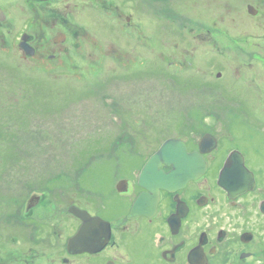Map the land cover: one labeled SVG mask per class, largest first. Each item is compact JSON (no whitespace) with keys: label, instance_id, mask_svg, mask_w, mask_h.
Masks as SVG:
<instances>
[{"label":"flooded vegetation","instance_id":"1","mask_svg":"<svg viewBox=\"0 0 264 264\" xmlns=\"http://www.w3.org/2000/svg\"><path fill=\"white\" fill-rule=\"evenodd\" d=\"M209 3L210 43L215 50L222 49L215 35L223 34L227 39L224 52L243 61L236 65V72L244 82L226 84L234 90L228 97L242 108L227 111L226 124L221 123L227 134L215 133V125L207 129L191 125L188 134L168 137L145 147L149 151L123 160L116 176L103 168L100 170L109 173H101L99 179L98 174L83 175L85 181L92 177L90 195L85 199L59 186L27 188L20 200L15 199L18 218L0 212V264H264V168L238 145V135L233 132L248 125L249 119L250 125L264 130V110L252 105L254 101L264 104V0ZM198 5L208 6L201 0ZM136 8L135 0L8 2L0 7L2 65H36V70L65 79L70 74L87 76L92 73L89 68L103 71L104 65H115L117 70L120 65H134L138 42L152 49L151 38L139 35L137 41ZM190 35L202 36L196 30ZM199 48L194 46L195 55ZM183 51L188 56L178 53L172 57L174 64L180 56L181 65L171 66L182 70L187 63L188 70L196 66L203 77L234 81V73H224L228 65L213 63L214 55L210 65H193L190 50ZM163 56L167 61L169 56ZM209 84L215 85L216 78ZM248 110L255 117L249 118ZM169 139L181 141L183 149L168 151L157 168L163 173L150 171L141 178L146 164ZM135 145L133 150L139 143ZM200 162L206 164V170L197 176ZM241 162L253 175L254 184L238 194L219 182L227 164L228 186L235 188L244 181ZM177 164L186 167L175 173ZM190 175L196 176L187 179ZM33 197L36 202L31 204ZM44 224H51L52 231L40 230Z\"/></svg>","mask_w":264,"mask_h":264},{"label":"rangeland","instance_id":"2","mask_svg":"<svg viewBox=\"0 0 264 264\" xmlns=\"http://www.w3.org/2000/svg\"><path fill=\"white\" fill-rule=\"evenodd\" d=\"M135 1L137 41L139 35L151 38L152 49L138 42L134 65H120L118 70L115 65L101 66L103 71L89 68V75L70 74L67 81L65 76L36 70V65H2L5 57L0 51V207H7L0 209L2 214L8 211L10 217L18 218L15 199L20 200L29 187L46 190L59 186L85 199L90 195L92 177L85 181L83 175L98 174L99 179L101 173H109L100 170L103 168L116 176L123 160L149 151L147 147L168 137L188 134L191 125L206 129L215 125V133L227 134L222 125L227 111L242 108L228 97L234 90L226 84L244 82L236 72V65L243 61L224 52L227 39L223 34L215 35L222 49L215 50L210 43V0H201L208 8L200 7L199 0ZM8 2L15 0H0V7ZM192 30L202 36L194 38ZM199 45L195 55L193 48ZM183 49L192 53L193 65H210L214 55L213 63L228 65L223 72L234 73V81L203 77L196 66L188 70L187 63L182 70L171 66L181 65L180 56H188ZM178 53L173 64L172 57ZM163 55L169 56L167 61ZM214 78L216 84L210 86ZM243 105L251 108L248 102ZM252 105L264 110L262 103ZM248 111L249 118L255 117ZM256 126L249 119L248 125L233 132L238 135V145L264 168V130ZM135 143H139L137 150H133ZM104 180L110 183L109 177ZM81 182H85L83 186ZM39 229L52 231L51 224Z\"/></svg>","mask_w":264,"mask_h":264},{"label":"water","instance_id":"3","mask_svg":"<svg viewBox=\"0 0 264 264\" xmlns=\"http://www.w3.org/2000/svg\"><path fill=\"white\" fill-rule=\"evenodd\" d=\"M27 52H30L27 48H26ZM207 141V138L205 137L202 140V144L204 142ZM172 148H179V149H183V145L181 143V141L175 140V139H169L166 141V143L163 145V147L149 160V162L146 164V166L144 167L143 171H142V177H145V175L147 173H149L150 171H156L158 173H163L162 171H158L157 168L160 166V162L164 161L165 159H167L168 157V151ZM194 157V156H191ZM195 157H198L197 155H195ZM230 163V162H229ZM175 166V173H179L180 170L184 169L186 166L182 165V164H177L174 165ZM197 171H196V175L197 176H202L204 174V171L206 170V164L200 162L199 166H196ZM239 170H240V175L244 176L245 180L244 181H240L238 186H235V188H230L228 186V183L226 182L227 180L225 179V176L227 174H229V164H227L225 166V169L223 170L222 174L223 176L221 177L220 180V185L228 190H236V193L238 194H242L244 192H247L248 190H250L254 184V178L253 175L247 170V168L244 166V162H241V164L239 165ZM174 173V172H173ZM172 173V174H173ZM196 175H190L187 177V179L195 177ZM186 179V180H187ZM36 197V196H35ZM33 197L31 200V204L36 202V198ZM79 216H84L83 213L79 212L78 213Z\"/></svg>","mask_w":264,"mask_h":264}]
</instances>
